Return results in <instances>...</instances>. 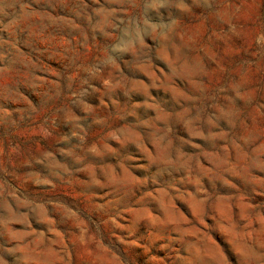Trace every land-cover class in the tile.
Segmentation results:
<instances>
[{"label": "rangeland", "instance_id": "1", "mask_svg": "<svg viewBox=\"0 0 264 264\" xmlns=\"http://www.w3.org/2000/svg\"><path fill=\"white\" fill-rule=\"evenodd\" d=\"M0 264H264V0H0Z\"/></svg>", "mask_w": 264, "mask_h": 264}]
</instances>
